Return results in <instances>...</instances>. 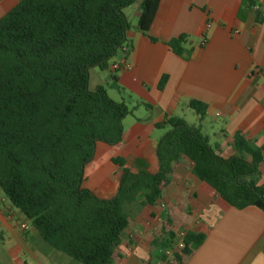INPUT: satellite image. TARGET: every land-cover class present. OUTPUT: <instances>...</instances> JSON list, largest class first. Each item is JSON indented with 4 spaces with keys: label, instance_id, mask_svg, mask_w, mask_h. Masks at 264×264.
Returning a JSON list of instances; mask_svg holds the SVG:
<instances>
[{
    "label": "trees",
    "instance_id": "obj_1",
    "mask_svg": "<svg viewBox=\"0 0 264 264\" xmlns=\"http://www.w3.org/2000/svg\"><path fill=\"white\" fill-rule=\"evenodd\" d=\"M136 1L19 0L0 18V190L45 241L82 264L113 263L130 224L124 203L142 196L159 207L183 157L194 163L193 174L231 206L264 211V186L257 183L264 146H254L238 131L232 136L237 154L222 156L203 130L207 105L199 100L189 103L199 125L175 116L156 124L166 130L157 147L159 172H135L123 158H114L122 168L115 197L100 198L84 186L97 143L121 141L123 120L134 110L112 99L104 85L91 90L90 71H107L111 59L127 55L125 9ZM159 3L142 0L140 5L139 29L153 42L160 41L149 34ZM244 3L264 23L256 0ZM185 41L182 35L165 43L182 55ZM111 79V86L123 91ZM167 81L164 74L160 90ZM167 227L164 221L157 238L161 249L177 240ZM204 238L188 232L174 259L186 264Z\"/></svg>",
    "mask_w": 264,
    "mask_h": 264
},
{
    "label": "crops",
    "instance_id": "obj_2",
    "mask_svg": "<svg viewBox=\"0 0 264 264\" xmlns=\"http://www.w3.org/2000/svg\"><path fill=\"white\" fill-rule=\"evenodd\" d=\"M18 1L0 0V18ZM141 1L125 9L128 20L130 13L136 18L135 24L129 21V51L110 64L126 61L131 68L110 67L108 79L97 68L90 71L91 90L104 84L116 89L111 86L113 76L123 88L116 90L128 94L134 108L123 120L121 141L98 142L93 160L86 165L84 186L103 199L119 191L122 168L113 163L114 158H123L135 172H159L157 147L166 130L156 124L175 116L199 125L191 100L207 105L201 124L222 156L237 154L232 136L238 131L254 146H264V23L256 21L255 9L244 0H160L149 31L160 41L153 42L138 26ZM256 2L264 15V0ZM182 35L186 41L182 55H177L165 42ZM255 68L261 73H253ZM164 74L168 81L160 90ZM217 118L222 120L211 136L209 128ZM193 167L186 157L176 165L162 198L166 212L149 206L142 196L124 203L130 224L112 264H179L162 255L157 245L163 223L156 230L148 225L160 213L170 232L205 234L186 264H264V211L231 206L193 174ZM257 183L264 186V163ZM0 264L82 263L45 241L0 190Z\"/></svg>",
    "mask_w": 264,
    "mask_h": 264
},
{
    "label": "built area",
    "instance_id": "obj_3",
    "mask_svg": "<svg viewBox=\"0 0 264 264\" xmlns=\"http://www.w3.org/2000/svg\"><path fill=\"white\" fill-rule=\"evenodd\" d=\"M208 27H210V24H208ZM205 43H206V38L203 39L202 44ZM123 50L126 51V48H124ZM121 67L131 68V64L126 61L123 64L114 63L111 68L112 70H117L120 69ZM253 73H261V69L255 68L253 69ZM159 208L162 212H166L167 203L161 200L159 202ZM162 223H163V217L161 213L148 221V225L154 230H156L158 226ZM22 228L25 229L27 228V226L23 224ZM176 234H177V240L174 242V244H172L170 247L160 250V252L166 255L168 258L174 259L176 254L181 253L182 249L184 248V239L187 237L188 231L181 229Z\"/></svg>",
    "mask_w": 264,
    "mask_h": 264
},
{
    "label": "rangeland",
    "instance_id": "obj_4",
    "mask_svg": "<svg viewBox=\"0 0 264 264\" xmlns=\"http://www.w3.org/2000/svg\"><path fill=\"white\" fill-rule=\"evenodd\" d=\"M129 17H130V20H129L130 23L131 24H135L136 23V18L134 16V14L130 13ZM113 60H114V58L111 59L110 64L113 62ZM97 70H98V72H100V74L104 75L103 77H106L108 79V70L107 71H102L99 68H97ZM105 81H106V79H105ZM104 86L107 88L108 94H109V96L112 99H114L115 101H119V102H125L126 101L125 103L128 105V107L131 108V109L133 108V104L129 100L128 94H121L118 90L112 89L109 86H107L106 84H104ZM122 99H125V101H123ZM221 120H222V118H217V121L216 122L214 121L213 124H212L213 128H209V131H210L209 133H210L211 136H213V131H215L217 129V126L220 124ZM224 155L226 157L229 156V154H227V153H225Z\"/></svg>",
    "mask_w": 264,
    "mask_h": 264
}]
</instances>
